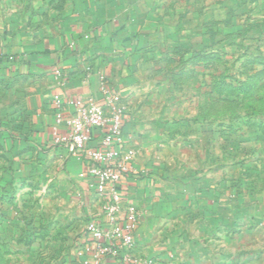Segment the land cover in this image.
Returning a JSON list of instances; mask_svg holds the SVG:
<instances>
[{
  "label": "rangeland",
  "instance_id": "374dc122",
  "mask_svg": "<svg viewBox=\"0 0 264 264\" xmlns=\"http://www.w3.org/2000/svg\"><path fill=\"white\" fill-rule=\"evenodd\" d=\"M152 19L171 31L132 74L133 111L174 169L243 198L227 224L198 226L176 264H264V0H156ZM7 158L0 148V264H82L80 203L40 160L14 175Z\"/></svg>",
  "mask_w": 264,
  "mask_h": 264
},
{
  "label": "crops",
  "instance_id": "0c3cea01",
  "mask_svg": "<svg viewBox=\"0 0 264 264\" xmlns=\"http://www.w3.org/2000/svg\"><path fill=\"white\" fill-rule=\"evenodd\" d=\"M155 4L41 0L24 10L0 0V138H5L9 162L40 160L80 203L85 218L98 219L105 201L90 187L87 157H70L53 144L55 121L73 116L77 102L103 103L102 86L119 94L126 108L124 142L136 151L119 187L124 201L140 212L131 257L133 262L176 264L190 249L198 226L209 230L216 217L227 224L235 214L232 202L243 198L238 188L214 190L174 169L148 123L133 111L132 74L146 61L152 42L171 31L152 19ZM65 132L64 124L57 127L58 134ZM99 136L96 132L91 147H97Z\"/></svg>",
  "mask_w": 264,
  "mask_h": 264
},
{
  "label": "built area",
  "instance_id": "2783aa9c",
  "mask_svg": "<svg viewBox=\"0 0 264 264\" xmlns=\"http://www.w3.org/2000/svg\"><path fill=\"white\" fill-rule=\"evenodd\" d=\"M103 103L90 100L74 104L76 113L68 119L57 116L53 144L67 155L87 157L86 176L96 197L105 201L101 217L86 223L90 242L80 251L82 264H153L151 260L133 262L135 234L140 223L136 206L124 201L120 183L132 170L136 151L125 145L123 116L125 105L121 96L104 86ZM66 126L64 134L57 127ZM100 134L97 147L90 143Z\"/></svg>",
  "mask_w": 264,
  "mask_h": 264
},
{
  "label": "trees",
  "instance_id": "16d2710c",
  "mask_svg": "<svg viewBox=\"0 0 264 264\" xmlns=\"http://www.w3.org/2000/svg\"><path fill=\"white\" fill-rule=\"evenodd\" d=\"M234 91L238 92L241 97H243L245 99V97H249V94H251V88L245 84H242L239 88H232ZM234 102V101H231ZM5 141L4 136H2L0 138V148L3 151V153L7 156L6 152L4 151V146L3 143ZM8 157V156H7ZM9 159V158H7ZM10 164H12V167L8 170V172L14 175H18V167H19V163L15 162V161H11L9 162Z\"/></svg>",
  "mask_w": 264,
  "mask_h": 264
}]
</instances>
